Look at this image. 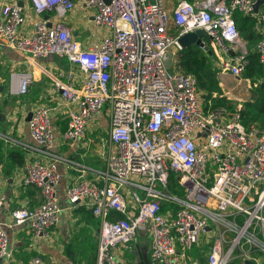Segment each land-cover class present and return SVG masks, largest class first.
Returning a JSON list of instances; mask_svg holds the SVG:
<instances>
[{
    "label": "built area",
    "instance_id": "obj_1",
    "mask_svg": "<svg viewBox=\"0 0 264 264\" xmlns=\"http://www.w3.org/2000/svg\"><path fill=\"white\" fill-rule=\"evenodd\" d=\"M25 1L35 17L32 31L23 29L24 8L9 0L0 7V44L26 59L64 57L83 76L79 88L55 83L62 100L74 106L63 140L83 139L89 121L103 109L108 113L113 152L103 185L81 178L65 192L71 205L87 200L99 221L95 264H118L113 250L129 248L138 231L151 237L152 264H179L211 225L217 236L207 264H264L256 254L264 253V130L245 127L240 107L232 112L205 109L195 78L169 70L183 50L179 38L200 29L217 57L216 69L240 77L249 52L235 15L264 24V4L255 14L256 0H182L171 12L164 0ZM79 2L91 24L107 32L97 47H83L62 22ZM254 50L264 69V35ZM15 78L17 94L26 95L32 76L11 75ZM28 129L39 152L49 158L24 167L23 185L37 189L41 202L10 215L12 226H26L40 239L49 235L60 214V159L50 153L54 135L47 107L31 112ZM171 174L183 197L169 193ZM4 203L0 194V261L12 258L2 221ZM31 264L43 261L35 257Z\"/></svg>",
    "mask_w": 264,
    "mask_h": 264
},
{
    "label": "crops",
    "instance_id": "obj_2",
    "mask_svg": "<svg viewBox=\"0 0 264 264\" xmlns=\"http://www.w3.org/2000/svg\"><path fill=\"white\" fill-rule=\"evenodd\" d=\"M7 1L9 0H0V7ZM14 1L23 4L27 14L23 29L30 33L35 17L29 4L25 0ZM180 1L182 0H164L165 9L171 12ZM260 8L261 5L258 11ZM89 15V11L79 2L75 10L62 21L85 48L99 46L101 39L107 35L106 31L102 36L89 31L93 26ZM248 18L236 14L235 23L241 38L247 43L249 55H253L256 43L264 35V24L252 26ZM250 35L251 38L248 39ZM204 44L212 54L210 42L205 39ZM173 68L177 69L176 65ZM13 74L32 76V83L26 95L17 94V78L12 80ZM242 75L234 78L223 74L237 82ZM82 80L80 71L64 57L26 59L0 44V194L5 198L2 221L12 254L11 259L2 260L0 264H31L35 257H40L43 264H95L99 221L93 217L87 200L71 205L65 192L81 178L98 186L103 185L102 173L106 169L108 155L113 152L108 140L109 117L103 109L89 121L83 139L73 143L65 142L62 135L67 129L68 112L74 106L64 102L60 91L55 88L57 82L79 88ZM237 84L240 86L242 83ZM42 106L49 109L52 123L54 141L50 153L60 159L56 163L60 176L57 185L60 214L57 225L50 230L49 235L35 239L26 226H12L10 213L16 208H32L41 202L40 192L34 187L24 186L22 180L24 167L29 162H49V158L39 152L28 129V115ZM203 106L205 109L213 108L211 105ZM130 208L133 209L132 206ZM133 210L136 212V208ZM216 236L215 228L211 225L200 237L198 244L180 256L179 264H207V254ZM176 250L181 252L178 245ZM113 254L118 264H152L151 237L147 232L138 231L129 248L118 246L113 250ZM257 256L260 262L264 261L261 255ZM231 264L241 262L233 261Z\"/></svg>",
    "mask_w": 264,
    "mask_h": 264
},
{
    "label": "trees",
    "instance_id": "obj_3",
    "mask_svg": "<svg viewBox=\"0 0 264 264\" xmlns=\"http://www.w3.org/2000/svg\"><path fill=\"white\" fill-rule=\"evenodd\" d=\"M250 18V19H249ZM252 26L256 24L255 19L249 17ZM239 29V28H237ZM240 31V30H239ZM247 36V35H246ZM248 39L251 38L247 37ZM211 54L205 52L199 47L190 46L183 49L177 56V70L192 75L200 92H205L206 102L211 101V107L229 108L223 98L213 97V93L219 91L217 69L211 63ZM248 66L245 71V78H253L254 76L264 79V70L258 65L255 54L248 56ZM258 99L245 102L241 111L242 123L245 127L255 125L264 130V81L258 89ZM168 191L170 194L183 197L182 189L179 186L177 178L171 174L168 179Z\"/></svg>",
    "mask_w": 264,
    "mask_h": 264
},
{
    "label": "rangeland",
    "instance_id": "obj_4",
    "mask_svg": "<svg viewBox=\"0 0 264 264\" xmlns=\"http://www.w3.org/2000/svg\"><path fill=\"white\" fill-rule=\"evenodd\" d=\"M92 11V10H90ZM79 28V27H78ZM91 32L94 31V34H97L98 36H102L104 34L103 29H99L97 27H91ZM211 63L215 65V62L217 61V57L214 53V51L211 49ZM169 70H173V65L169 68ZM180 71V70H179ZM245 74V73H244ZM217 79H218V89L219 91H216L213 93V97L223 98L229 108L223 107L227 110H233L240 107L241 111L243 108V104L249 100L258 99V89L263 83L264 79L258 76H254L253 78H245L244 75H242L241 79L237 82V80L229 77V76H223L221 73H217ZM242 83L240 86H238L237 83ZM248 84V85H247ZM203 97V105L209 106L211 105V101L205 100L206 93L201 92ZM222 108V107H221ZM256 254L261 255L264 258V253L257 252Z\"/></svg>",
    "mask_w": 264,
    "mask_h": 264
},
{
    "label": "water",
    "instance_id": "obj_5",
    "mask_svg": "<svg viewBox=\"0 0 264 264\" xmlns=\"http://www.w3.org/2000/svg\"><path fill=\"white\" fill-rule=\"evenodd\" d=\"M107 2L109 0H106ZM264 4V0H256L254 5H253V12L255 14L258 13V9L260 7V5ZM19 6L22 7V3H18ZM206 39V36H205V33L203 30H196L195 32L193 33H188V34H184L182 35L178 42L181 46L182 49H185L187 47H190V46H196V47H199V48H202L205 52H208V54H210V50L208 49V47H206L204 45V40ZM172 58V53H168L167 54V58L165 60V63L167 66L170 65V60ZM31 118V113L28 115V118H27V121H29ZM205 134H203L204 136ZM244 264H253L251 261H245Z\"/></svg>",
    "mask_w": 264,
    "mask_h": 264
}]
</instances>
